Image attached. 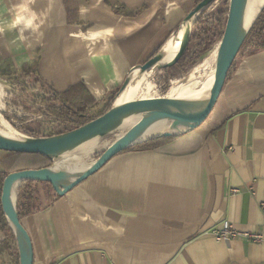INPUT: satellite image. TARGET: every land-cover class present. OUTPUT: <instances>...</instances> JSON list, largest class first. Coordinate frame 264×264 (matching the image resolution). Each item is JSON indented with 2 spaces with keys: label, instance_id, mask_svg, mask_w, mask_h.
Masks as SVG:
<instances>
[{
  "label": "crops",
  "instance_id": "1",
  "mask_svg": "<svg viewBox=\"0 0 264 264\" xmlns=\"http://www.w3.org/2000/svg\"><path fill=\"white\" fill-rule=\"evenodd\" d=\"M195 7V0H0V66L18 69L38 54L40 75L58 91L82 85L106 103L174 40ZM10 155L0 150V170ZM262 201L264 51H254L239 58L200 126L156 148L123 150L22 223L33 264H264V243L214 235L224 221L259 229Z\"/></svg>",
  "mask_w": 264,
  "mask_h": 264
},
{
  "label": "water",
  "instance_id": "2",
  "mask_svg": "<svg viewBox=\"0 0 264 264\" xmlns=\"http://www.w3.org/2000/svg\"><path fill=\"white\" fill-rule=\"evenodd\" d=\"M213 1L214 0L201 1L190 13L188 18L193 17V20L191 22V29L187 42L182 45L171 63L158 64L163 46L155 56L151 57L139 67L146 71L160 67H173L187 50L191 37L192 25L196 21L197 16ZM245 5L246 0H229L225 27L222 38L218 44L214 82L209 95L183 98L170 96L167 92L164 95L136 98L120 104L114 102L111 108L101 116L78 128L52 136L34 137L22 134L24 138H16L0 133V150L31 154L39 153L52 160V165L49 167L11 172L8 174L3 184L1 205L17 240L20 264L34 263L33 243L27 229L19 218L16 206L18 188L21 183L30 179L49 182L57 193L62 196L102 168L112 157L123 150L152 137L181 134L184 131L195 129L200 126L208 118L218 102L226 83L228 72L236 60L243 42L253 24L252 23L247 30L243 27ZM128 79L118 95L127 86ZM131 112H141L142 117L131 125L123 134L117 136L109 145L96 151V153H100V155L87 169L72 180L65 182L64 180L66 179L67 173L60 169L59 163L55 157L93 136L99 134L109 136L115 133L111 132L113 127L123 116ZM159 119L171 120L172 125L169 130L147 137H141L145 129Z\"/></svg>",
  "mask_w": 264,
  "mask_h": 264
},
{
  "label": "trees",
  "instance_id": "3",
  "mask_svg": "<svg viewBox=\"0 0 264 264\" xmlns=\"http://www.w3.org/2000/svg\"><path fill=\"white\" fill-rule=\"evenodd\" d=\"M201 1L203 0H195V6ZM228 7L229 0H214L197 16L192 25L189 45L182 57L173 67L158 68L156 83L162 95L167 91L169 94L176 81L182 79L196 67L197 59L220 42ZM190 29L191 26L187 39ZM244 49H248L249 52L264 51V7L254 19L240 51L244 52ZM237 58L228 72L226 81L236 68ZM39 61L40 56L37 54L33 60L25 62L18 69H2L0 66V75L15 81L18 90V92L13 90L9 93L11 97L9 104L18 105L24 109L22 115H14L16 119H11V121L17 129L31 136H52L78 128L108 111L120 92V90L115 92L107 100L103 109L96 111L103 101L91 97L82 85L72 86L66 91H58L40 75ZM38 116L52 119L58 125L59 130L50 135L30 132L32 129L28 127V123L37 121ZM177 135L152 137L129 148H156ZM9 153L11 154L9 168L0 170V229L5 234L4 240L0 242V264H6L1 259L5 254L12 264H20L17 240L1 205L3 184L11 172L49 167L52 165V160L39 153ZM96 155L98 157L100 153ZM58 197L60 195L49 182L30 179L21 183L18 188L16 205L21 222L26 216L46 208Z\"/></svg>",
  "mask_w": 264,
  "mask_h": 264
},
{
  "label": "bare ground",
  "instance_id": "4",
  "mask_svg": "<svg viewBox=\"0 0 264 264\" xmlns=\"http://www.w3.org/2000/svg\"><path fill=\"white\" fill-rule=\"evenodd\" d=\"M253 1L254 0H246L245 10H244V19H243V27H245L246 30L247 28L251 26L254 19L256 18L259 11L264 5V0H255L254 3L252 4ZM261 2L263 3L259 7V9L252 14V12L254 11V8L255 7L257 8ZM251 5H252V8H251ZM192 20H193V17L186 19L182 23L180 31L178 32L175 38L176 39L175 45L173 41L171 40L163 47L158 64H169L173 61L174 57L177 55L182 45L186 43L188 30H189V27L191 26ZM139 69L140 71H134L130 75L127 86L116 98V101H115L116 104L124 103L126 101L136 99V98L156 95L155 87L147 78L148 71L142 70L140 67H138L137 70ZM215 72H216V60H215V64L212 65L208 73L202 79L200 85L195 86V77L190 76L186 80L182 88L170 92L169 95L174 96V97H183V98H193V97H199L200 95H209L212 90ZM3 93H4L3 88H1L0 86V103L2 101ZM141 117H142L141 112H131L123 116L117 122V124L113 127L111 132L122 128L123 124L126 122H129L131 123V125H133ZM171 123L172 122L169 119L156 120L145 129L141 137H147L150 135H154V134L167 131L171 127L172 125ZM0 133L10 136V137L24 138V136L21 133L17 132L14 129V127L7 120H5L1 115H0ZM98 136H105V135L99 134V135L93 136L81 142L75 147H78ZM100 143H101V139H96L92 141L89 146L90 151H92L93 149H98L99 148L98 146L100 145ZM107 145L109 144H106L105 146ZM74 148L66 150L65 152H62L55 157L59 163L60 169L64 170L67 173L66 179L64 180L65 182L72 180L73 178L78 176L80 173H82L85 169H87L91 165L89 163H84L82 161V157H84L85 155L87 156L89 154L88 151L80 150L72 154H68L66 158L63 157L64 154H66L67 152L71 151Z\"/></svg>",
  "mask_w": 264,
  "mask_h": 264
},
{
  "label": "rangeland",
  "instance_id": "5",
  "mask_svg": "<svg viewBox=\"0 0 264 264\" xmlns=\"http://www.w3.org/2000/svg\"><path fill=\"white\" fill-rule=\"evenodd\" d=\"M255 1V0H254ZM254 1L252 2V4L254 3ZM252 8V5H251ZM252 10V9H251ZM255 11L252 12V14ZM225 27V26H224ZM176 38V37H175ZM174 38L173 43L175 45L176 39ZM180 43V42H179ZM218 44L216 43V45H214L212 47V49L208 50L206 53H204L203 55H201L198 59H197V65L196 67L190 71L188 74H186L182 79L176 81V83L174 84V86L172 87V89L170 90V92L180 89L183 87L184 83L186 82V80L190 77V76H194L195 77V86L200 85L202 79L205 77V75L208 73V71L210 70V68L212 67V65L215 64V60L217 57V50H218ZM250 53L248 49H244V52L242 50V52L240 51V53L238 54V58L237 61L239 60V58H241L242 56H244L245 54ZM137 71H140L137 70ZM158 72V68L157 69H153L148 71L147 74V78L148 80L153 84V86L155 87V92L156 95H162L159 87L157 86L158 84L156 83V75ZM0 86L1 88H3V97H2V101L0 103V115L7 120L13 127L14 129L23 134V135H27V136H31L30 134H27L25 132L20 131L19 129H17L11 119L15 120L16 117L14 115H22L24 113V109L22 107H19L18 105H12L9 104L11 102V97H10V92L17 91L16 89V82L13 81L12 79L3 77L2 75H0ZM157 90V91H156ZM36 92L38 90H35ZM168 92V91H167ZM166 94V93H165ZM117 98V96H116ZM115 98V100H116ZM114 100V102H115ZM113 102V103H114ZM105 106V103L100 104V106L96 109V111H100L101 109H103V107ZM34 116V115H33ZM58 125L52 121V119H45L43 117L38 116V120L37 121H32L30 123H28V127L30 129H32V131L30 132H36V133H43L45 135H50L54 132H56L58 129L57 127ZM131 126V123L126 122L123 124L122 128L113 131L115 133L107 136H98L78 147H75L74 149H72L71 151L67 152L66 154H64V158H66V156L68 154H72L76 151H80V150H84V151H88L89 154L84 157H82V161L84 163H89L91 164V162L93 160H95L97 158V153L96 151L100 150L101 148H103L106 144H110L113 140H115V138L121 134H123L129 127ZM96 139H101V143L98 146V149H93L92 151H90V143Z\"/></svg>",
  "mask_w": 264,
  "mask_h": 264
},
{
  "label": "built area",
  "instance_id": "6",
  "mask_svg": "<svg viewBox=\"0 0 264 264\" xmlns=\"http://www.w3.org/2000/svg\"><path fill=\"white\" fill-rule=\"evenodd\" d=\"M233 191L237 193L239 189L235 188ZM261 209L263 213V223L259 229L251 231H239L234 228L229 221H224L221 228L214 231L216 239L231 240L236 238H244L256 243H264V201L261 202Z\"/></svg>",
  "mask_w": 264,
  "mask_h": 264
}]
</instances>
